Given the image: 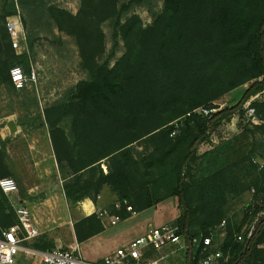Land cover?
Masks as SVG:
<instances>
[{
	"label": "trees",
	"instance_id": "16d2710c",
	"mask_svg": "<svg viewBox=\"0 0 264 264\" xmlns=\"http://www.w3.org/2000/svg\"><path fill=\"white\" fill-rule=\"evenodd\" d=\"M18 1L74 39L87 73L44 109L66 197L96 203L109 187L118 198L108 211L121 219L177 197L182 212L172 223L180 226L188 247L173 260L196 264L207 252L190 241L203 240L225 222L213 246L229 253L225 264H264V163L255 160L264 123L245 124L239 135L202 153L198 149L223 120L245 115V101L264 87V0H163L149 23L131 12L133 0H80L77 12L52 0ZM17 11L16 0H0V88L13 90L11 68L21 65L30 72L31 62L27 52H16L7 29V17ZM106 21L114 44L104 59ZM23 22L28 27L26 17ZM121 41L124 51L117 57ZM33 46L28 35V47ZM247 83L237 104L211 116L201 112ZM254 105L264 119V102ZM8 159L0 136V179L13 175ZM252 189L242 219L233 221L232 204ZM20 223L0 187V229ZM74 228L82 242L106 226L94 212ZM23 245L54 249L46 237Z\"/></svg>",
	"mask_w": 264,
	"mask_h": 264
},
{
	"label": "rangeland",
	"instance_id": "374dc122",
	"mask_svg": "<svg viewBox=\"0 0 264 264\" xmlns=\"http://www.w3.org/2000/svg\"><path fill=\"white\" fill-rule=\"evenodd\" d=\"M52 1L74 12H77L80 6V0ZM132 2L131 12L138 13L146 23L151 22L153 15L163 7V0H133ZM19 6L23 19L26 17L28 21V27L25 28L27 45L28 35L34 41L33 48L28 47L27 53L31 62L30 72L26 73H30L31 76L32 70H35L36 80L29 81L23 89H18L15 86L17 91L9 87L0 88V136L6 143L8 162L13 172L11 176L17 182L19 199L24 198V202L31 206L35 201L44 199L45 193L42 190H45L47 186L57 189L56 186L60 182L49 127L43 122L44 109L54 101L64 98L70 89L87 77V73L80 67L78 48L71 36L60 32L52 20H47L44 16L41 18L39 15L33 16L21 4ZM103 28L107 40L105 59L113 48L114 40L111 22L106 21ZM123 51L124 46L121 41L116 47V56L122 55ZM249 86L250 83H247L228 92L215 102L216 108L211 106L208 108L214 112L228 105L237 104ZM11 121L15 123L17 130H11L9 126ZM250 123L252 122L246 114L235 113L231 120H223L213 130L210 140L200 143L199 152L202 153L213 148L224 139L239 135L244 125ZM257 138L256 154L258 155L255 160L262 164L264 163V134L258 133ZM36 185L39 187L30 193V188ZM109 190L116 196L110 188ZM253 194L254 189L246 191L241 199L232 204L229 215L233 221L238 222L242 219L243 204L250 200ZM117 198L116 196L114 199H110L102 210H109L110 205ZM69 203L73 207L78 204V202L73 203L70 200ZM48 207L49 210L52 208ZM181 212L177 197H170L160 207L153 206L134 213L132 218L120 219L117 224H107V235L109 233L118 234L119 236H115L117 237L115 241L122 243L124 239L138 235L150 220L156 226L165 222L172 223ZM44 226H47L48 229L28 240L29 243H34L35 239L39 237H46L54 248H70L76 243L74 224H44ZM32 249L35 250L30 255L22 252L18 258V264H43L41 252L44 251L34 247Z\"/></svg>",
	"mask_w": 264,
	"mask_h": 264
},
{
	"label": "built area",
	"instance_id": "2783aa9c",
	"mask_svg": "<svg viewBox=\"0 0 264 264\" xmlns=\"http://www.w3.org/2000/svg\"><path fill=\"white\" fill-rule=\"evenodd\" d=\"M17 13L7 17V29L12 38V44L17 53L28 51L27 34L24 26L21 9L16 0ZM11 77L18 89H23L29 81L36 80V72L27 74L21 65L11 68ZM258 79H262V76ZM255 102H264V87L252 94L244 103L247 118L253 123H264L256 110ZM205 115L211 116L213 110L206 106L200 108ZM263 165V163L261 164ZM0 187L10 197L21 225H14L7 229H0V264H18L17 256L23 249V241L35 238L39 234L33 220L30 208L19 199V189L16 180L11 177H2ZM120 204L117 203V206ZM132 211V206L127 207ZM136 213V212H133ZM263 214V212L261 213ZM260 214V215H261ZM102 218H108L111 224H116L120 216L111 215L108 210L99 212ZM225 222L220 224L210 235L203 240L194 237L191 246L200 248L207 252L201 256L196 264H225L230 255L222 249H214V237L218 229L224 227ZM256 222L251 225L247 236H252ZM24 234L23 236L21 235ZM239 240L244 238L243 234L237 236ZM188 247L186 237L181 233L177 224L166 223L162 225L149 224L146 231L127 244L117 247L100 260L86 258L78 243L70 248L57 247L49 251L41 252L43 264H181L177 259Z\"/></svg>",
	"mask_w": 264,
	"mask_h": 264
},
{
	"label": "crops",
	"instance_id": "0c3cea01",
	"mask_svg": "<svg viewBox=\"0 0 264 264\" xmlns=\"http://www.w3.org/2000/svg\"><path fill=\"white\" fill-rule=\"evenodd\" d=\"M55 161L58 167V178L60 179L59 184L56 186L57 189L52 188V186H47L45 190H42L44 191L43 193H45L43 196L44 199L42 201H35L31 206L21 200L24 204H26L30 208L33 216L34 224L36 228L39 230V233H44L48 229L47 226H44V224H60V225L68 224V223L75 224V222L82 217L88 216L100 210L102 211V209L105 208L104 206L107 204V202H109L110 199H114L116 197L114 194H112L109 188L105 187L101 192V194L99 195L96 203L91 198L87 197L79 201L78 204L75 205L74 207L71 206L63 189V179L59 171V165L56 156H55ZM36 187H39V185H36L35 187H31L29 192L33 193L34 191H36L35 190ZM163 203L164 201L160 202L156 206L160 207ZM48 206H51L52 208H50L49 210ZM132 215L128 218H132ZM103 220L106 226L103 232L94 235L82 242H79L77 240V237L75 236L76 243L79 244L82 254L90 260L102 259L104 256L115 250L117 247L129 243L139 235L143 234L146 231L149 224L154 223L152 222V220H150L147 223L148 225L145 228H143L138 235L126 238L121 243L115 241V238H117L115 236H119L118 234L109 233V235H107L108 234L107 224H111V223L109 222L108 218H103ZM54 221L57 222L54 223ZM166 223L167 222L162 224H166ZM33 250L35 249L23 245V249L19 252L17 256V263H18V258L22 254V252L30 255L34 253Z\"/></svg>",
	"mask_w": 264,
	"mask_h": 264
},
{
	"label": "water",
	"instance_id": "95a60500",
	"mask_svg": "<svg viewBox=\"0 0 264 264\" xmlns=\"http://www.w3.org/2000/svg\"><path fill=\"white\" fill-rule=\"evenodd\" d=\"M9 126H10L12 131L17 130V127H16V125H15V123L13 121L10 122Z\"/></svg>",
	"mask_w": 264,
	"mask_h": 264
},
{
	"label": "bare ground",
	"instance_id": "6f19581e",
	"mask_svg": "<svg viewBox=\"0 0 264 264\" xmlns=\"http://www.w3.org/2000/svg\"><path fill=\"white\" fill-rule=\"evenodd\" d=\"M88 208V207H87Z\"/></svg>",
	"mask_w": 264,
	"mask_h": 264
}]
</instances>
